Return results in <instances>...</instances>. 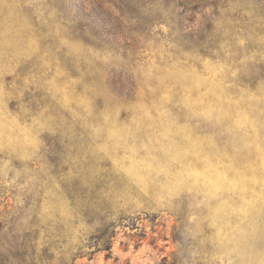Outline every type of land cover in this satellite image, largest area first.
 <instances>
[{
	"label": "rangeland",
	"instance_id": "obj_1",
	"mask_svg": "<svg viewBox=\"0 0 264 264\" xmlns=\"http://www.w3.org/2000/svg\"><path fill=\"white\" fill-rule=\"evenodd\" d=\"M264 264V0H0V264Z\"/></svg>",
	"mask_w": 264,
	"mask_h": 264
},
{
	"label": "trees",
	"instance_id": "obj_2",
	"mask_svg": "<svg viewBox=\"0 0 264 264\" xmlns=\"http://www.w3.org/2000/svg\"><path fill=\"white\" fill-rule=\"evenodd\" d=\"M157 264H162V263H157Z\"/></svg>",
	"mask_w": 264,
	"mask_h": 264
}]
</instances>
